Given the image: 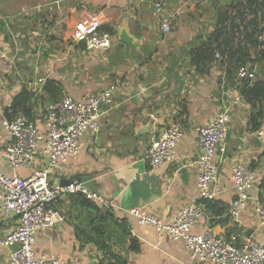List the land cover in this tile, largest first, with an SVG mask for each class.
<instances>
[{
	"label": "crops",
	"instance_id": "crops-1",
	"mask_svg": "<svg viewBox=\"0 0 264 264\" xmlns=\"http://www.w3.org/2000/svg\"><path fill=\"white\" fill-rule=\"evenodd\" d=\"M157 1L0 0V120L20 92L22 81L29 78L26 76L25 60L23 62L26 54L24 42L28 45L30 37L44 35L40 25L46 23V16L51 14L53 29L65 21L72 24V30L87 14L99 16L104 26L115 31L111 48L89 52L74 42L69 49L74 54L79 53L82 59L76 55L72 58L74 55L70 54L62 61L50 58L49 65L38 62L30 81L38 83L41 73H44V79L59 80L67 94L78 99L87 95L88 89L94 87L93 92L96 93L120 80L114 103L103 110L101 132L95 136H84L79 158L64 164L51 178L60 175L76 180L81 173L91 176L98 192L104 195L108 208L116 217L125 218L129 230L133 231L128 238L129 235H125L119 227L112 226L111 249L124 262L190 264V255L183 242L165 238L161 246H157L155 230L140 225L128 212L132 208H142L170 220L192 201L196 191V161L200 152L199 131L221 110V75L225 71L224 66L216 61L207 69L197 68L191 63V49L200 46L205 38L200 12L204 2L164 0L165 11L176 13L172 31L165 33L161 29L164 16L156 13ZM31 8L36 9L35 16H31ZM61 12L70 16L53 17ZM122 29L132 37V43L121 39L119 31ZM89 54H95L96 58H91ZM78 66L85 68L92 78L94 69L99 70L101 77L97 76L104 83L103 87L93 84V79L71 81L66 74H75L74 69ZM88 82L90 84L86 86ZM244 105L248 108L252 104ZM259 109L264 110V101L256 110L236 112L235 107L232 113L227 151L215 183L216 202L219 204L215 212H226L234 198L232 164H255L264 174V140L256 136L258 129H255L253 121V114ZM263 118H259L260 123ZM172 125H178L182 130L177 157L173 162L153 167L144 159V153L152 141ZM47 164V159L39 153L32 168L23 167L18 172L28 176ZM0 168L5 172L11 171L5 162L0 161ZM70 196L59 197L51 205L63 215V220L38 232L36 251H48L75 264H116L112 254L92 242L86 243L84 236H78L80 229L81 234L87 229L88 214ZM251 206L243 211L242 223L236 231L264 241V228L259 227ZM15 219L0 214V232L9 231ZM208 227L215 233H232L227 219L199 223L194 230L201 232ZM0 264H10L5 254H0Z\"/></svg>",
	"mask_w": 264,
	"mask_h": 264
},
{
	"label": "built area",
	"instance_id": "built-area-1",
	"mask_svg": "<svg viewBox=\"0 0 264 264\" xmlns=\"http://www.w3.org/2000/svg\"><path fill=\"white\" fill-rule=\"evenodd\" d=\"M165 5L164 0H158L155 8L158 15L164 16L162 31L169 33L176 13L166 12ZM103 25L99 16L87 14L74 27V42L83 43L89 51L108 50L114 38L109 31L103 30ZM263 39L264 35H259V41ZM216 58H220L219 53ZM256 67L257 64L240 66L234 88L226 87V81H223L221 110L199 131L200 152L192 201L170 220L142 208H132L128 212L140 225L155 230L157 246H161L165 238L183 242L190 255V264H264V241L236 231L242 223L243 211L251 204L259 227L264 228V174L250 165L232 164L234 198L224 213L211 208L216 204L215 183L227 151L232 113L243 103L236 83L257 79ZM44 82V78H39L38 83L31 84L35 90H41ZM119 86L120 80L78 99L66 94L57 102L46 103V113L39 122L29 121L24 116L0 120V161L11 169L5 172L0 168V214L16 218L9 231L0 232V254H5L10 264H75L48 251H36L38 232L63 220V215L48 203L57 197L73 194H82L102 205L107 201L81 182L75 180L67 186H54L49 177L64 164L79 158L84 136H95L101 132L103 110L114 103ZM255 134L264 140V118ZM181 137L182 130L178 125L166 128L146 149L144 159L153 167L173 162ZM39 153L48 164L33 170L28 176L19 174V169L32 168L37 163ZM220 219H227L232 232L230 235L215 233L211 227L201 232L194 230L199 223Z\"/></svg>",
	"mask_w": 264,
	"mask_h": 264
},
{
	"label": "trees",
	"instance_id": "trees-1",
	"mask_svg": "<svg viewBox=\"0 0 264 264\" xmlns=\"http://www.w3.org/2000/svg\"><path fill=\"white\" fill-rule=\"evenodd\" d=\"M102 28L112 35L115 34L114 29L109 26L103 25ZM259 35H264V0H224L216 8L213 32L200 46L191 49V63L197 68L207 69L215 61L219 62L224 66L227 78L235 83L240 66L257 64L264 67V39L260 42ZM81 45L85 48L83 43ZM94 51L96 50L89 52ZM217 53L220 54V58H216ZM33 75L30 72L26 75L29 78L22 81L20 92L15 95L11 106L5 110L6 118L24 116L29 121L39 122L46 113V103L57 102L67 94L63 83L55 78H46L41 90H35L30 83ZM236 84H239L237 87L243 98L258 109L259 104L264 101V79L243 80ZM263 116V109L253 114L255 129L260 127L259 118ZM254 165L252 167H255ZM70 197L88 214L87 229L83 234L80 229L78 236H84L86 243L92 242L99 249L112 254L116 264H128L118 254L112 252L110 242L113 225L124 231L125 235H129L128 238L131 237L132 232L129 230L127 220L116 217L110 209L106 212L97 201H92L84 195L73 194ZM211 208L217 209L219 204L216 202Z\"/></svg>",
	"mask_w": 264,
	"mask_h": 264
},
{
	"label": "rangeland",
	"instance_id": "rangeland-1",
	"mask_svg": "<svg viewBox=\"0 0 264 264\" xmlns=\"http://www.w3.org/2000/svg\"><path fill=\"white\" fill-rule=\"evenodd\" d=\"M201 2H204V5L200 7V12L203 15V21L201 22L202 27L204 29V34H205V38L202 40L203 42H205L207 40V37L209 36V34H211L214 30L215 27V15H216V8L218 6H220L224 0H200ZM31 16H35L36 14V9L31 8L29 10ZM63 14V15H62ZM62 16V18H67L70 15L67 13L65 14V12H61L60 14L56 13V16H53L54 18ZM46 23H44V25H40V31H42L44 33L43 36H34L33 38L30 37L28 39L29 44L26 45L27 42H24L23 48L25 49V56L23 57V62L25 60L24 65L25 68L27 69V73L26 75H29L30 72L33 73L36 71L35 67L39 65H41V63H46V65H49L50 61L49 59H57L59 58L61 61L65 59V56H69L70 54L74 55L72 58L75 57V55L79 58V53H73L72 50H70L69 48L71 47V44H74V40L72 37V24H68L65 21H61V23L59 25H56V28L53 29V25H51L50 21H52V17L51 14L46 16ZM70 35V36H69ZM39 54V56H38ZM55 55V56H51ZM85 54H83L84 56ZM92 55V54H89ZM91 58H96V55L93 54L92 56H90ZM39 62V63H38ZM219 63V62H218ZM37 69V68H36ZM74 71H76L75 74H72L71 72L66 74L68 76H70V80L74 81L75 79L78 80H83L85 82L90 81L91 79H93V84H97L100 88H102V84H104L103 82L100 81V77H101V72L97 69H94V71L92 72L93 78L90 76L89 72H87V70L85 68H81V67H77V69ZM40 75V78H44L43 74ZM47 74V71H45V75ZM37 75V77L39 76V74H35V76ZM97 75H99L100 77H98ZM226 76V79H225ZM39 78V77H38ZM256 78L257 79H264V67L262 65H257L256 67ZM35 79V78H34ZM221 79H223V81L225 82L226 87L228 88H234V82L232 80H230L229 78H227L226 73L223 75H221ZM256 79V80H257ZM33 80V78L31 79ZM92 83V82H91ZM81 84V82L79 83ZM84 84V83H82ZM90 83L88 82L86 84L89 85ZM87 90V89H86ZM95 89L94 87L91 89H88L86 92H88V94H92L95 93L93 92ZM100 90V89H99ZM98 90V91H99ZM97 92V91H96ZM87 94V95H88ZM243 97V96H242ZM244 104H248L247 101L243 98V103L241 106L237 107L236 112H247V109L249 110H256L255 107H253L251 105V107L248 106V108L244 105ZM258 108V105H257ZM252 112V111H251ZM261 139V138H260ZM263 140V139H262ZM256 168V167H254ZM90 220V219H89Z\"/></svg>",
	"mask_w": 264,
	"mask_h": 264
},
{
	"label": "water",
	"instance_id": "water-1",
	"mask_svg": "<svg viewBox=\"0 0 264 264\" xmlns=\"http://www.w3.org/2000/svg\"><path fill=\"white\" fill-rule=\"evenodd\" d=\"M119 35H120V37H121V39L123 41L128 42V43H132V37L124 29L119 31ZM55 172H53V173H55ZM51 177L52 176L49 177V182L51 184H53L54 186H57V185H59V186H67V185L71 184L73 181H75V180H73L71 178H66L65 176H60V175H58L55 178H51ZM76 181L83 183L86 187L91 189L93 192H96V193L100 194L98 192V190H97V185L92 180L90 175L81 173L80 175L77 176ZM101 196L104 197L103 194ZM57 199H58V197L55 198L54 200H52L51 202H49L48 204L54 205ZM103 208L106 210V212L109 210L107 204H103Z\"/></svg>",
	"mask_w": 264,
	"mask_h": 264
}]
</instances>
